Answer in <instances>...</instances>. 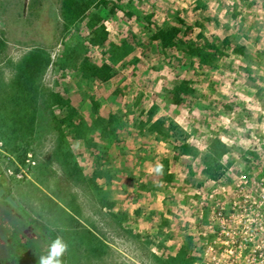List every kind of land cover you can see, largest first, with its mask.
Wrapping results in <instances>:
<instances>
[{"label": "rangeland", "instance_id": "rangeland-1", "mask_svg": "<svg viewBox=\"0 0 264 264\" xmlns=\"http://www.w3.org/2000/svg\"><path fill=\"white\" fill-rule=\"evenodd\" d=\"M104 1L66 30L62 0H0V106L9 112L15 68L33 49L51 58L44 90L69 102L39 112L20 160L0 128V204L14 215L18 206L24 210L20 216L39 244L32 253L16 251L9 262L1 237L0 264H37L57 237L68 244L62 264H199L204 241L198 233L211 216L204 196L215 186L233 188L241 173L251 177L257 168L251 157L264 167V47L260 59L253 57L258 39L264 45V0ZM92 15L108 31L103 47L91 43ZM173 26L181 43L163 48L159 31ZM191 42L216 47L217 60L202 65L187 52L184 44ZM234 46H244L248 59L234 54ZM84 59L112 65L114 77L85 78ZM181 81L195 92L175 105L170 92ZM152 106V121L178 124L201 155H181L179 139L148 132ZM110 114L117 116V140L94 124ZM69 115L85 123L83 139H74L66 122L57 125ZM58 128L78 166L76 180L61 163ZM214 138L229 147L219 180L203 174L202 153Z\"/></svg>", "mask_w": 264, "mask_h": 264}, {"label": "trees", "instance_id": "trees-1", "mask_svg": "<svg viewBox=\"0 0 264 264\" xmlns=\"http://www.w3.org/2000/svg\"><path fill=\"white\" fill-rule=\"evenodd\" d=\"M101 5L106 6L107 2L104 0H62L61 3V17L64 28L69 30L79 23L83 22L90 10ZM100 22L97 15H92L88 20V26L91 32V43L97 47H103L108 40V31ZM180 30L177 27H168L159 31L158 40L163 48H175L181 43L179 40ZM229 38H224L222 44L229 45ZM187 52L190 56L198 58L202 65H210L217 60L219 54L218 49L214 46H208L206 50L196 46L194 43H185ZM5 45L0 40V54ZM234 54L247 59V52L242 46H234ZM51 64L49 54L43 49H33L28 52L21 62L15 68V74L10 84V109L7 112L3 104L0 109V128H4L6 133V145L10 146L14 152L17 153V158L22 159L26 151L19 153V147L23 144H28V138L36 132V126L39 119V112H48L52 107L64 108L69 102L62 98L59 94L47 92L41 85V79ZM82 74L85 78L97 79L101 82H107L114 77V68L110 64H103L101 66L92 65L87 59L82 62ZM195 91L190 85L185 82H179L170 92L173 104L180 105L182 103L181 96L193 94ZM3 101V97L1 98ZM4 107V108H3ZM96 110L97 104H93ZM157 107L152 106L148 111V132L156 135L157 139H179L180 145L177 151L181 155L198 157L201 155L200 151L187 143L188 135L176 123H166L164 120L157 119L152 121L153 115ZM2 111V113H1ZM55 121V119H54ZM67 123L72 129L74 139H83L85 130L87 129L85 123L75 116H67L65 120L57 122ZM117 122V116L110 114L106 119L98 117L95 119V126L102 130L105 137L112 140H117L114 124ZM59 130V144L58 150L61 157L62 165L67 169L69 175L73 179H78V166L72 158L69 149H63L65 145V134ZM178 135V136H177ZM229 152V147L226 146L219 138L211 140L202 153V160L204 164L203 174L211 180H219L223 175L225 168L221 164V159ZM157 171H164L162 166H155ZM110 206V203H105ZM2 206V208H1ZM14 209V208H13ZM15 211L18 215L12 214L11 207L7 203L0 204V238H4L9 245L8 260L12 262L16 251L21 250V253H32L35 246L39 245L36 242V236L29 227L25 218H22L21 213L25 216L24 210L18 206ZM39 256V254H38Z\"/></svg>", "mask_w": 264, "mask_h": 264}, {"label": "built area", "instance_id": "built-area-1", "mask_svg": "<svg viewBox=\"0 0 264 264\" xmlns=\"http://www.w3.org/2000/svg\"><path fill=\"white\" fill-rule=\"evenodd\" d=\"M251 177L240 174L233 188L215 186L204 196L211 207L203 239V261L199 264H264V167Z\"/></svg>", "mask_w": 264, "mask_h": 264}, {"label": "clouds", "instance_id": "clouds-1", "mask_svg": "<svg viewBox=\"0 0 264 264\" xmlns=\"http://www.w3.org/2000/svg\"><path fill=\"white\" fill-rule=\"evenodd\" d=\"M68 250V244L60 237L53 240L47 251L38 256L37 264H62L61 258Z\"/></svg>", "mask_w": 264, "mask_h": 264}, {"label": "crops", "instance_id": "crops-1", "mask_svg": "<svg viewBox=\"0 0 264 264\" xmlns=\"http://www.w3.org/2000/svg\"><path fill=\"white\" fill-rule=\"evenodd\" d=\"M261 44H263V41H261V40H259L258 39V41L256 42V46H255V49H256V51L257 52H255V54H253V57H254V59L257 61V59H260L261 58V55H260V53H261V51L262 50H260V48L261 47H264V45H261ZM242 47H244V46H242ZM245 48V47H244ZM263 56V55H262ZM252 58V57H251ZM247 59H248V57H247ZM253 63H255V62H253ZM178 125V124H177ZM179 126V125H178ZM220 139V138H219ZM188 140H189V136H188V139H187V143L189 144V142H188ZM221 140V139H220ZM222 141V140H221ZM224 143V142H223ZM190 145V144H189ZM226 145V144H225ZM227 146V145H226ZM226 155H228V154H226ZM225 155V156H226ZM184 156H186L187 157V155H184ZM224 156V157H225ZM188 157H191V156H188Z\"/></svg>", "mask_w": 264, "mask_h": 264}]
</instances>
